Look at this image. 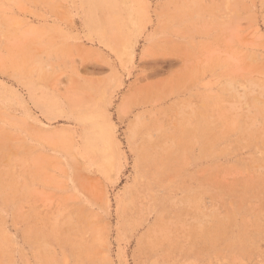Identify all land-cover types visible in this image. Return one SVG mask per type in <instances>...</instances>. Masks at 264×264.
Listing matches in <instances>:
<instances>
[{"label": "rangeland", "instance_id": "rangeland-1", "mask_svg": "<svg viewBox=\"0 0 264 264\" xmlns=\"http://www.w3.org/2000/svg\"><path fill=\"white\" fill-rule=\"evenodd\" d=\"M0 264H264V0H0Z\"/></svg>", "mask_w": 264, "mask_h": 264}]
</instances>
